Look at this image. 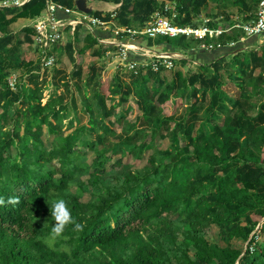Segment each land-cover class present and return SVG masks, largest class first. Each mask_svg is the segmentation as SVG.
<instances>
[{"label": "trees", "instance_id": "obj_1", "mask_svg": "<svg viewBox=\"0 0 264 264\" xmlns=\"http://www.w3.org/2000/svg\"><path fill=\"white\" fill-rule=\"evenodd\" d=\"M50 1L69 9L75 2ZM91 1L120 5L113 12L90 15L111 29L145 28L156 15L175 27H197L208 2ZM45 7L46 0H31L20 8L0 10V264H264V245H257L251 253V240L244 255L233 246L248 242L264 218V102L257 108L252 99H264V45L197 66L199 71L193 74L177 70L171 80L163 66L154 71L148 65L137 74L127 72L132 88L117 74L103 94L99 61L119 48L100 44L97 33L88 31L79 53L89 52V57L70 74L79 87L91 90L81 104L88 119L82 124L79 117L70 119L65 113L64 96L42 102L44 82L33 74L40 71L39 64L29 60L24 49L33 48L34 30L27 29L21 41L8 32L10 24L36 19ZM213 18L207 27L222 28ZM80 31L79 26L74 39ZM128 37L119 34L117 39L126 42ZM241 38L239 32L224 33L215 40L222 48L212 52L226 51ZM133 40L142 48L160 47L162 52L189 57L204 51L199 50L198 41L182 36H135ZM66 47L71 58L73 45ZM129 61L147 60L132 57ZM173 63L188 65L185 59ZM6 67L24 69L30 75L29 84L19 83L12 90ZM225 77L239 89L235 98L224 90ZM186 95L196 104L199 95L201 101L209 98L213 110L224 112L229 109L226 103L230 104L229 113L207 131L194 134L188 126L173 138L171 150H156L154 134L170 119L163 116L164 105ZM131 96L141 113L132 123L126 114L116 112ZM67 120L66 130L73 131L64 135ZM44 128L56 136L50 148L43 141ZM119 134L135 142L137 150L149 152L137 169L119 158L108 170V155L113 153L108 139ZM86 150L94 155L89 165ZM86 194L89 201L82 202ZM58 199L68 202L83 227L77 230L70 224L52 239L55 221L50 210ZM213 226L218 229L219 242L205 237Z\"/></svg>", "mask_w": 264, "mask_h": 264}, {"label": "rangeland", "instance_id": "obj_2", "mask_svg": "<svg viewBox=\"0 0 264 264\" xmlns=\"http://www.w3.org/2000/svg\"><path fill=\"white\" fill-rule=\"evenodd\" d=\"M163 1V0H159ZM93 3V2H90ZM245 6L248 7V11L245 10ZM258 5L254 3V0H208L207 7L203 10L202 15L200 17V20L197 22V27H204L206 26L209 21L216 16L217 20H214L219 22L220 24H223V28H233L231 29L232 32H239L240 35L242 34V38L238 44H241V46L238 47L239 49H242V51L246 50H252V49H259L261 46L264 45V41H261L258 38L249 37L246 35V33L241 29L242 26L245 24H249L252 22H255L257 19V12H258ZM173 10V7H171ZM112 12V11H111ZM110 13V12H106ZM229 18V23L226 21V19ZM7 19H10V17H7ZM37 19V18H36ZM36 19L30 20V19H18L8 27V32L14 36L16 41L23 40L24 36L26 35V30L30 29L33 30V23ZM230 21L232 22L230 24ZM225 23V24H224ZM109 26L107 27V29ZM100 31L104 28H99ZM122 29V28H120ZM96 30V29H95ZM132 30L140 31L143 30V28H140L139 26H133ZM230 31V32H231ZM69 30L65 31V36L63 39V42L61 45H57L58 50L55 51V48L52 49V53L54 55V66L48 69H42L40 67V63L37 58L36 52L33 51L35 48H27L25 49V55L28 56V59L36 62L39 64L40 71H34V75L37 74L39 76V81L44 82L43 85L45 86L44 91V98L43 103H45L50 98H56L60 95L64 96L65 101L64 104H66V110L65 113L69 114L70 119H75L76 117H79L82 124H86L88 119L83 114L82 111V102L84 100V94L90 95L91 90L85 89L84 86H81V84L76 83L75 81L71 80L70 74L75 69L76 66L79 64L82 65V62L85 64V60L89 57V52L86 53V55L81 56L79 53V50L84 44V39L88 34V30H85L82 28V31H80L79 38L74 39V35L71 36L69 33ZM96 32V31H94ZM33 37V35H32ZM215 38L210 40L208 38L209 44H215ZM130 40V37L127 38ZM116 43L123 42L122 40L115 39ZM111 42H114L111 40ZM73 45L74 52L72 54V57H69V53L67 51V45L68 44ZM156 54L160 56H164L162 50L160 47H153V50ZM119 52H107L106 55L102 58V60L99 61V67L103 68L102 73V88L101 92L103 94L107 93L108 85L110 81L116 76L117 74H121L120 78L123 79L124 84H126L128 87L132 88V82L130 81L129 74L125 70H121L119 66ZM182 54V53H181ZM24 55V58H25ZM234 54H230L228 56H223L225 60H228ZM196 56V55H195ZM194 56V57H195ZM166 57V56H165ZM189 57L182 54L183 59L188 61V65L185 67H182L180 65H173L172 68H166V75L169 80L172 78V73L180 70L184 74H193L198 72V67L200 65H211L214 62V59H211L210 61L206 63H202L197 58ZM220 57V59H222ZM174 61H172V64ZM6 70L9 72V78L8 82L11 86L12 90H15L16 85L19 83H26L29 84V73H26L25 70H17L14 71L10 67H6ZM259 72L256 73L258 75ZM247 85H249V81H246ZM79 85V86H78ZM236 86V83H231L227 77H225V83H224V90L228 94L229 97H236V92L239 90ZM188 95V93H187ZM187 95L183 99L174 100L172 99L170 102H168L163 107V116L165 118H170L169 120L164 121L161 124L160 129L154 134V145L155 149L158 151H167L171 150V144L174 137H178L180 132L182 130H186L188 126L193 127L194 134H197L200 131H207L208 128L215 124H220L221 119L226 116L229 113L230 104H227L226 111H220V110H213L211 109L210 105V99L207 98L205 101H201V96H198L199 102L196 104V100L191 98L189 99ZM254 105L257 108L264 102V99H255L252 98ZM119 101V97L115 98V102ZM108 104H110V101H108ZM196 104L195 107L192 109V105ZM1 112V111H0ZM116 112L118 113H124L127 116V120L134 122L138 116L141 115V113L138 111L136 106V99L134 96H131L128 100V102L120 107L117 108ZM255 112H252L250 115H255ZM112 120V119H111ZM113 121V120H112ZM73 128L77 125V122L73 123ZM68 126V120L64 122L62 132L64 135H68L73 130H66V127ZM139 126V124H137ZM115 129L117 132L120 133V129L118 126H115ZM138 130H141L139 127ZM56 138V136L49 133V131L44 128V135H43V141L47 148H50L52 145L53 140ZM93 138V137H90ZM108 141L111 142L112 147L111 150H113V153L110 152L108 156L111 157V161L107 164L108 170H110V166L113 165L114 162H116L119 158H122L123 164L132 166L133 169H137L140 167V164H143V161H141L142 157H147L149 155V152L147 151H139L135 148V142L129 143L126 140L125 134H119L114 139H108ZM150 142V140L148 141ZM181 146H184V143H181ZM87 152L86 162L89 165L92 160L94 159V155L92 152ZM142 162V163H141ZM140 165V166H139ZM75 191V190H74ZM82 202L89 201V195H83L82 196ZM246 213L250 212V210H245ZM206 239L210 242H219V235H218V229L216 227H211L210 230L206 233ZM248 242H234L233 246L234 248L240 250L241 252H245L248 248ZM257 245L263 246L264 245V236L260 235L257 239V242L253 245V251H255V248Z\"/></svg>", "mask_w": 264, "mask_h": 264}, {"label": "built area", "instance_id": "obj_3", "mask_svg": "<svg viewBox=\"0 0 264 264\" xmlns=\"http://www.w3.org/2000/svg\"><path fill=\"white\" fill-rule=\"evenodd\" d=\"M29 1L31 0H0V10L13 7L20 8ZM90 2L92 1L87 0V3ZM258 6L256 21L245 24L241 29L249 37L264 39V0H262ZM57 13H62L65 15V18L58 19L56 17ZM79 26L89 32L100 31L99 28H104V31L101 30L100 32H109L112 34L108 39L98 38V42L100 44L118 47L120 53L118 57L120 69L133 72L134 74L139 72V68H146L148 65H151L153 70L157 71L161 66L165 69L172 68V61L183 60V58H181V53L163 52L164 56H160L152 51L153 49L142 48L134 42L133 38L135 36H147L151 39H156L158 37L178 38L181 36L192 38L199 42V50L212 52L222 47L216 43L209 44L208 41H206L208 38L212 40L216 37V40L222 34L228 33L231 29L238 27L211 29L206 25L204 27L190 26L179 28L171 25L166 18L156 15L154 21L148 23L147 26L140 31L127 28L120 29L117 27L111 29L110 24L79 12L75 6L69 9L55 4L50 0H46L44 13L33 23L34 35L32 37L33 46L35 47L37 58L42 69H48L54 66L55 60L52 49L57 45H61L65 36V31L69 30L68 33L73 36ZM108 26L109 28L107 29ZM119 34H128L131 39L126 42L116 43L115 39H117ZM111 40L114 42H111ZM235 46L236 44H231L228 47L233 48ZM132 57L143 58L147 61L133 63L129 61ZM262 229H264V218L255 226L254 231L250 235L249 242L251 240L254 241L249 246L251 253L253 252L254 243L257 242L258 237L261 235Z\"/></svg>", "mask_w": 264, "mask_h": 264}, {"label": "clouds", "instance_id": "obj_4", "mask_svg": "<svg viewBox=\"0 0 264 264\" xmlns=\"http://www.w3.org/2000/svg\"><path fill=\"white\" fill-rule=\"evenodd\" d=\"M51 217L55 221V224L52 226L51 237L55 239L60 237L64 232V229L68 225H74L75 229L81 230L82 225L76 222L75 218L72 215L69 204L64 199L56 200L51 207Z\"/></svg>", "mask_w": 264, "mask_h": 264}, {"label": "crops", "instance_id": "obj_5", "mask_svg": "<svg viewBox=\"0 0 264 264\" xmlns=\"http://www.w3.org/2000/svg\"><path fill=\"white\" fill-rule=\"evenodd\" d=\"M93 6L97 11L100 12H113L115 11L120 5H115L113 3H107V2H103V1H93ZM56 17L58 19H64L65 15H63L62 13H57ZM97 36L99 38H105L108 39L111 37L109 32H100V31H96ZM261 41H264V39H260ZM218 52H199L198 55H196L194 58H197L199 61H201L202 63H206L208 61H210L211 59H214L215 56H217Z\"/></svg>", "mask_w": 264, "mask_h": 264}, {"label": "water", "instance_id": "obj_6", "mask_svg": "<svg viewBox=\"0 0 264 264\" xmlns=\"http://www.w3.org/2000/svg\"><path fill=\"white\" fill-rule=\"evenodd\" d=\"M74 6L79 12H81L85 15H91L94 11H97L94 8L92 3H87V0H75ZM166 20L169 21L167 18H166ZM238 45L241 46V44H238ZM239 46H235L233 48L227 49L226 51L218 53L217 56H215L214 61L217 59H220V57L222 58L223 56H228L230 54H235V53L241 52L242 49L238 50ZM167 54L170 55L169 53H167ZM242 255H244V253Z\"/></svg>", "mask_w": 264, "mask_h": 264}]
</instances>
